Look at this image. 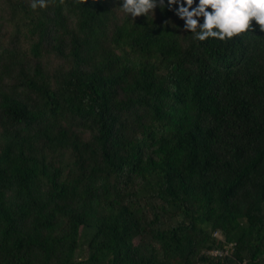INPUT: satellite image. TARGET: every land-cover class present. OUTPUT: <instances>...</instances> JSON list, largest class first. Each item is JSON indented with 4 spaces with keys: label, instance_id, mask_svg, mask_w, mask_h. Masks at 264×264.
Listing matches in <instances>:
<instances>
[{
    "label": "trees",
    "instance_id": "trees-1",
    "mask_svg": "<svg viewBox=\"0 0 264 264\" xmlns=\"http://www.w3.org/2000/svg\"><path fill=\"white\" fill-rule=\"evenodd\" d=\"M121 3L0 0V264H264V29Z\"/></svg>",
    "mask_w": 264,
    "mask_h": 264
},
{
    "label": "clouds",
    "instance_id": "clouds-1",
    "mask_svg": "<svg viewBox=\"0 0 264 264\" xmlns=\"http://www.w3.org/2000/svg\"><path fill=\"white\" fill-rule=\"evenodd\" d=\"M47 4L48 0H30L33 9ZM157 5L172 8L185 21L184 28L201 41L209 37L227 39L248 31L255 27L253 18L264 29V0H122L120 4L132 18L154 13Z\"/></svg>",
    "mask_w": 264,
    "mask_h": 264
},
{
    "label": "built area",
    "instance_id": "built-area-1",
    "mask_svg": "<svg viewBox=\"0 0 264 264\" xmlns=\"http://www.w3.org/2000/svg\"><path fill=\"white\" fill-rule=\"evenodd\" d=\"M229 250H222V249H213L208 251V254L213 255V256H224L229 254Z\"/></svg>",
    "mask_w": 264,
    "mask_h": 264
}]
</instances>
